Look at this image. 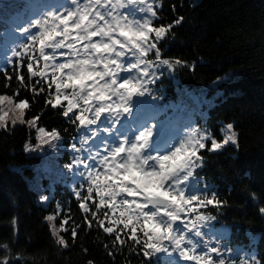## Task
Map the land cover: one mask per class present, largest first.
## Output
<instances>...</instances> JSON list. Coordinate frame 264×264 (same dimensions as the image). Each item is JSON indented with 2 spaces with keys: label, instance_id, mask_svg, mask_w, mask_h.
Segmentation results:
<instances>
[{
  "label": "trees",
  "instance_id": "16d2710c",
  "mask_svg": "<svg viewBox=\"0 0 264 264\" xmlns=\"http://www.w3.org/2000/svg\"><path fill=\"white\" fill-rule=\"evenodd\" d=\"M66 2L0 0V62L5 64L0 67V94L14 95L19 89L15 99L29 101L26 119L39 116L40 126L57 130L63 144L70 146L65 154L73 163L72 145L80 144L84 128L63 117L60 108L52 109L46 104L55 88L50 93L46 83L36 84L40 78H30L27 57L25 67L19 69V57L8 62L1 60L5 57L8 36L20 29L18 19L35 21L46 16L49 10L63 11L55 4ZM152 2L158 6L161 17L155 20V26L174 24L159 44L161 58L179 59L184 66L162 68V75L158 73L155 83L149 85L156 98L134 97L133 113L136 116L142 113L149 126L156 125L153 139L157 144L168 140L174 146L190 126L222 141L225 126L233 124L237 143L211 151V141H208V146L198 153L203 157L201 166L186 188L189 196L211 198L215 194L217 199L226 202L198 209L199 214L216 217L208 225L212 235L209 246L220 248V258L225 264H264V216L258 210L264 207V0ZM178 17L184 19L175 24ZM146 59L155 60V51ZM17 71L25 77L23 85L17 80ZM6 76H11V81ZM33 86L37 90L44 87L45 92L33 94ZM37 141L36 130L28 125L9 124L6 129H0V261L8 264H88L89 260L93 264H181L175 255L143 256L139 246L132 245L123 233L126 244L117 247L114 256H109L115 234L104 233L93 218L98 201L89 200L90 212H83L79 205L84 201L75 195L79 190L78 180L74 185L72 177L67 175L71 172L67 164L58 163L63 165L60 171L55 169L51 175L43 174L39 178L37 166L41 168L43 159L26 150V145ZM41 181L45 189L37 187ZM45 192L49 193L47 204L40 200ZM80 193L81 197L85 196L84 191ZM105 211L110 210L101 209L98 215L102 218ZM49 215L55 216V220L47 221ZM88 221H92L91 227ZM56 223L60 227L56 228ZM53 227L68 242V248L56 245ZM73 228L77 231L75 237ZM212 256L214 263L219 264L217 255Z\"/></svg>",
  "mask_w": 264,
  "mask_h": 264
},
{
  "label": "snow or ice",
  "instance_id": "6c2138e0",
  "mask_svg": "<svg viewBox=\"0 0 264 264\" xmlns=\"http://www.w3.org/2000/svg\"><path fill=\"white\" fill-rule=\"evenodd\" d=\"M61 7L63 11L49 10L46 16L35 19L30 28H37L38 34H29L31 46L23 44L13 56L20 58L18 69L25 67L24 58L27 57L26 69L30 78H40L36 84L46 83L50 93L54 86V94L46 99L52 109L60 108L63 117L69 118L73 124L78 123L93 139L100 132L115 137L112 143L105 142L102 153L96 151L83 159L74 157L75 163L70 162L67 166L69 169L81 165L84 168L80 175L85 176L88 183L86 195L81 197L79 191L75 195L83 199L79 207L85 214L90 212L88 201L93 200V193L99 198L92 216L104 233L115 234L108 255L114 256L116 248L126 244L123 233L132 245L139 246L145 257L168 253L171 247L185 261L214 264L212 254H216L219 264H225L220 258V248L209 246V242L203 239L205 233L200 230L202 224L198 223L216 217L199 214L198 209L221 206L226 202L217 199L215 194L211 198L204 195L186 197L184 189L201 166L203 157L198 153L206 148V140H211V151L223 149L230 142L237 143L236 133L231 131L233 124H227L231 134L225 135L222 142L198 136L193 131L186 140L179 142V146H174L168 140L157 144L153 139L156 125L149 126L142 113L139 116L133 113L134 97L148 95L156 98L149 85L155 83L158 73L162 75V68L184 66L179 59L161 58L159 44L174 24L155 26V20L161 17L158 6L150 0H67ZM183 19L178 17L175 24ZM23 31L29 33L30 30ZM97 37L99 39H94ZM48 49L52 51L48 52ZM61 49H66L59 52L64 61L57 62V52ZM153 51L156 59H146ZM16 75L23 85L25 77L22 72L17 71ZM6 79L11 81L12 77L6 76ZM31 91L42 94L45 88L37 90L33 86ZM18 95L19 89L14 95H0V129H6L9 120L12 125L19 123L35 127L40 119L36 116L25 120L29 101L25 98L16 102L15 96ZM125 117L130 118V123L128 130L121 132L117 125ZM98 124L99 130L88 129V126ZM37 131V148L60 139V133L55 129L47 131L39 127ZM72 148L80 151L75 144ZM41 199L48 201L46 196ZM101 209L110 211H105L101 218L98 215ZM258 210L264 216V207ZM193 212L197 213L195 219L182 220L181 213ZM55 218L49 215L46 220ZM91 225L92 221H88V226ZM51 231L56 245L69 247L55 227ZM189 232L200 239L189 237ZM76 234V228H73L72 236ZM104 247L109 248L107 244ZM198 248L202 254H197ZM0 264H8V261H0ZM88 264L93 261L89 260Z\"/></svg>",
  "mask_w": 264,
  "mask_h": 264
},
{
  "label": "rangeland",
  "instance_id": "374dc122",
  "mask_svg": "<svg viewBox=\"0 0 264 264\" xmlns=\"http://www.w3.org/2000/svg\"><path fill=\"white\" fill-rule=\"evenodd\" d=\"M82 2H83V0H82ZM150 2H152V0H150ZM61 6L62 5L55 4V7H57L58 9L62 8ZM124 11H127V9H124ZM18 20L20 21V23L17 26L20 29L19 30H13L14 32H12L8 36V43L4 45V48H5L4 56L5 57H2L1 60H7V62H8V60L12 61V59L14 58V56H13V52L14 51L21 50V46L23 44H25V43H28L31 46L32 42L28 39L29 34L30 33L38 34V29L37 28H35V27H31L30 28V25L33 24L34 21H31V19L30 20L29 19L22 20V18H20ZM49 22L51 23V21H49ZM26 28H29V30H30L29 33H25L23 31ZM94 39H99V38L97 37V38H94ZM37 48H38V44H37ZM47 51H52V50L48 49ZM60 51L63 52L65 50L61 49ZM57 56H58L57 62L64 61V57L60 56L58 52H57ZM2 65H3V63L0 62V67H2ZM121 75H124V73H121ZM0 95H6V94H0ZM16 102H19V100H16ZM4 108H5V110H7V105H5ZM25 114H26V110H25ZM11 115H12V113L9 112V116L10 117H11ZM25 120L27 121L26 117H25ZM129 123H130V118L125 117L122 120L121 124L117 125V127L120 129L121 132H125V131L128 130ZM9 124H11L10 120H9L8 125ZM17 124H19V123H17ZM94 126L95 125L88 126V129L99 130L100 126L97 129H95ZM39 127H42V126H40L38 123L36 124L35 127H32L34 130H36V137L39 135V133L37 131V129ZM47 131H49V130H47ZM193 131H196L198 136L211 137V135L209 133L205 132L203 129L197 128L195 126H190V127L186 128V130H184L182 132L181 139L179 140V142L181 140H186L187 137ZM231 131L234 132L233 129ZM224 133H225V135L231 134V132L227 129L226 126L224 128ZM114 140H115L114 136L109 135L108 133H103V132H100V134L95 139H93L89 134H87V130L83 129V131L81 133V137L79 138V141H78L80 144L79 145H78V143L76 144V147L78 149H80V151L76 152L74 150V157L83 159L84 157L88 156L90 153L91 154H95L96 151H100L102 153L103 152V147H104L103 141H106L107 143L110 144ZM82 141H84V142L82 143ZM208 141H211V140L208 139V140L205 141L207 146H208ZM179 142H178L177 146H179ZM218 142H222V141H218ZM37 144H39V140L37 141L36 144H28L27 147H26V150L28 151L29 154L40 156L43 159V162H42V165H41L42 169L40 168L39 165L37 166V169H38L37 173H38V177L39 178H42L43 174L51 175L52 174L51 172L54 171L55 169L60 171V168H63L64 164L65 165L66 164L69 165L70 162L67 160L69 158H66L67 155L65 154V151L66 150H70V146L63 144L61 139L56 140V141H52L51 144H47V143L43 144L40 148L36 147ZM229 144H231V142ZM53 145H55V147H53ZM58 163H62L63 165H59ZM73 163H75V160H74ZM41 170H43L44 173H42ZM82 171H84V168L81 165V166H78L76 168L71 169V172H69V174H67V175L72 177V180L74 181V185H75V182L78 180V184H79V190L78 191L79 192L84 191V193L86 195V188L88 187V183H87L86 177L80 175V172H82ZM190 178H189V180H190ZM188 181L186 182L185 189H184L185 192H186V197L188 195L187 188H186ZM53 185H54V183L52 182L51 183V187H54ZM45 186L46 185L43 184L42 181H41V186L37 185V187H39V189H45ZM42 196L48 197V200H49V193L48 192H45V194H43ZM98 199H99L98 196H96V194L93 193V200H97L98 201ZM117 199L119 200L120 198L118 197ZM40 200L44 204L48 203V201L47 202H43L41 198H40ZM193 207H196V206L193 204ZM196 215H197L196 212H193V213H181V216H183L182 220L184 222H187L189 220V218L195 219ZM186 216H187V218H185ZM177 223H179V222H177ZM198 223L202 224L200 230L203 233H205L203 239L205 241H208L209 243L212 242V235L209 234L211 230H210V228L208 226V225H211V220H207V221H204V222H198ZM55 227L58 228L60 226H58V224L56 223ZM188 236L193 238V239H195V240H199L200 239L198 237H195L192 232H189ZM165 244L167 245L168 242L165 241ZM160 254H166L168 256L175 255V256H177L179 261H181V264H195V262H192V261H185L182 257L179 256L178 252L172 251L171 247H169V252L168 253H160ZM197 254H202L200 248L197 249Z\"/></svg>",
  "mask_w": 264,
  "mask_h": 264
}]
</instances>
